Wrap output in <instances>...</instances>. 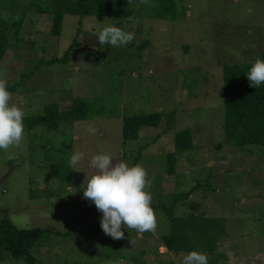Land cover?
Masks as SVG:
<instances>
[{
    "label": "rangeland",
    "instance_id": "obj_1",
    "mask_svg": "<svg viewBox=\"0 0 264 264\" xmlns=\"http://www.w3.org/2000/svg\"><path fill=\"white\" fill-rule=\"evenodd\" d=\"M128 2L132 16L117 19L67 14L57 0H0L8 22L22 21L0 61V79L25 113L22 145L9 150L15 158L0 149V221L50 231L34 249L39 264H182L184 255L160 249L173 230L163 210L153 208L154 232L122 227L120 240L103 232L102 213L83 198L81 185L94 174L91 157L107 152L114 164L146 169L151 205L170 206L177 193L195 190L177 215L195 203L192 213L220 219L226 230L219 261L206 253L208 264H264V147H237L224 129V67L264 52V0H177L174 20L151 18V0ZM56 12L64 13L59 36L52 34ZM107 19L134 33L133 41L101 45ZM65 56L67 62L50 63ZM78 101L103 105L104 114L60 131H28V119L46 106L67 110ZM155 113L162 116L158 127L142 128L138 140L123 138L124 117ZM188 128L194 149L178 156L177 175H169L175 136ZM75 151L84 160L73 168ZM0 264L20 261L0 250Z\"/></svg>",
    "mask_w": 264,
    "mask_h": 264
},
{
    "label": "trees",
    "instance_id": "obj_2",
    "mask_svg": "<svg viewBox=\"0 0 264 264\" xmlns=\"http://www.w3.org/2000/svg\"><path fill=\"white\" fill-rule=\"evenodd\" d=\"M64 13L84 16H105L111 18H129L132 16L128 0H57ZM152 8L157 14L151 16L158 20L176 19L177 0H151ZM181 1V0H180ZM56 12L52 24V34L59 36L63 24V14ZM22 27V21L8 22L0 11V61L5 59L10 48V36L17 37ZM77 42V41H76ZM149 43H147L148 45ZM143 46V45H141ZM257 58L264 60V52ZM255 58L246 64H229L224 67V107H225V135L229 143L244 148L251 145L264 147V84L259 88L250 86L246 73ZM67 62L68 58H58L51 61L56 64ZM105 106L94 108L87 101H78L67 110H62L59 104L46 106L45 111L28 119L27 129L43 127L50 131H60L65 125H72L81 120L104 114ZM161 114L133 115L123 119V138L138 140L140 131L144 127L156 128L161 122ZM191 128L180 131L175 136V151L168 155L167 172L177 175L178 156L194 149ZM218 148H222L220 144ZM63 177V176H62ZM68 178V176H67ZM195 190L177 193L170 205H151L152 208L167 213L172 223V233L161 237L164 247L171 253H189L198 251L209 253L213 261H219V241L226 236L220 229V219H208L190 212L177 215V210L184 203L191 200ZM197 206L192 203L190 208ZM90 227L87 231L93 230ZM45 229H20L5 219L0 221V250L7 251L15 260L24 264H39L34 255V249L42 245V240L49 234ZM51 235V234H50Z\"/></svg>",
    "mask_w": 264,
    "mask_h": 264
},
{
    "label": "clouds",
    "instance_id": "obj_3",
    "mask_svg": "<svg viewBox=\"0 0 264 264\" xmlns=\"http://www.w3.org/2000/svg\"><path fill=\"white\" fill-rule=\"evenodd\" d=\"M147 4L149 0H140ZM107 19L105 26L98 31L101 45L125 46L134 39V33L125 32ZM250 86L259 88L264 84V60L257 58L246 73ZM8 82L0 79V149L14 159L12 148H20L24 139V110L12 101ZM95 134L94 127L88 129ZM84 160V154L75 151L69 160L70 167L75 168ZM94 174L86 175L81 188L83 198L94 203L102 213L100 227L103 232L115 240L125 238L123 228L134 229L141 235L154 232L157 227L156 214L151 207V181L147 179L146 169L139 163L129 166L126 162L113 163V155L98 153L89 161ZM20 264H24L21 259ZM111 264V262H108ZM182 264H208L206 253L191 251L184 255Z\"/></svg>",
    "mask_w": 264,
    "mask_h": 264
},
{
    "label": "crops",
    "instance_id": "obj_4",
    "mask_svg": "<svg viewBox=\"0 0 264 264\" xmlns=\"http://www.w3.org/2000/svg\"><path fill=\"white\" fill-rule=\"evenodd\" d=\"M193 197V196H192ZM192 197H191V199H192ZM191 201H193V200H191ZM187 202H189V201H187ZM187 202L186 203H184L183 205L185 206L186 204H187ZM192 204V203H191ZM191 204L189 205V210H190V212H192L193 211V208H190V206H191ZM198 208H199V206H198ZM184 212V211H183ZM184 214H189V212H185V213H183V215ZM219 246H220V244H219ZM165 247L163 246V247H161L160 249H164ZM166 249V248H165ZM166 251L170 254L171 252H169L167 249H166ZM160 252V251H159ZM160 255H163L164 253H159ZM172 255H176L177 257H178V255L180 256V255H186L187 253H180V254H174V253H171Z\"/></svg>",
    "mask_w": 264,
    "mask_h": 264
}]
</instances>
